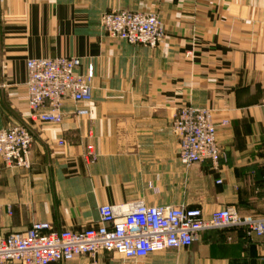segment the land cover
Instances as JSON below:
<instances>
[{
  "label": "crops",
  "instance_id": "1",
  "mask_svg": "<svg viewBox=\"0 0 264 264\" xmlns=\"http://www.w3.org/2000/svg\"><path fill=\"white\" fill-rule=\"evenodd\" d=\"M115 9L156 13L163 41L106 35L100 16ZM56 56L79 57L82 72L93 66V99L67 102L61 124L32 122L27 60ZM188 104L213 111L224 155L216 168L178 159L173 116ZM76 106L88 115L74 116ZM17 124L33 135L32 164L0 159V240L34 222L95 226L99 206L147 199L149 182L160 197L148 204L264 216V0H0V129ZM50 264H264V236L211 229L140 261L103 252Z\"/></svg>",
  "mask_w": 264,
  "mask_h": 264
},
{
  "label": "built area",
  "instance_id": "2",
  "mask_svg": "<svg viewBox=\"0 0 264 264\" xmlns=\"http://www.w3.org/2000/svg\"><path fill=\"white\" fill-rule=\"evenodd\" d=\"M101 30L130 44L157 47L165 37L159 16L154 12L115 9L100 16ZM76 56H56L27 60L26 92L29 119L58 125L64 121V106L93 99L94 68L81 71ZM87 108L76 106L73 114L86 117ZM228 120H223L225 126ZM180 138L178 159L185 168L210 162L218 167L223 152L217 144L218 124L207 107L188 104L175 111L172 122ZM63 141L60 142L62 144ZM33 135L28 125L0 129V159L10 168H30ZM87 159L94 161L88 148ZM221 180L218 181L220 183ZM211 229H243L249 236H264V216H241L234 206L205 215L200 208L181 205L148 204L143 200L99 206L95 226L82 231H56L48 222H34L27 230L13 232L0 240V264H50L69 262L103 252L125 260H141L151 254L187 248Z\"/></svg>",
  "mask_w": 264,
  "mask_h": 264
},
{
  "label": "rangeland",
  "instance_id": "3",
  "mask_svg": "<svg viewBox=\"0 0 264 264\" xmlns=\"http://www.w3.org/2000/svg\"><path fill=\"white\" fill-rule=\"evenodd\" d=\"M173 127V126H172ZM188 169V168H187ZM148 187L146 190H144L145 194H146V197L147 199H143V200H146L148 203L151 201V202H154L156 201L160 196V190L156 187L153 186L152 183H148ZM145 201V202H146ZM146 202V203H147ZM96 260V259H95ZM135 261H138V260H135ZM140 261V260H139Z\"/></svg>",
  "mask_w": 264,
  "mask_h": 264
}]
</instances>
